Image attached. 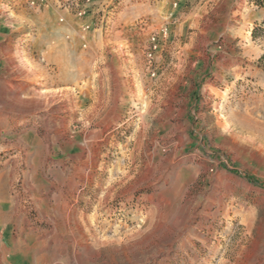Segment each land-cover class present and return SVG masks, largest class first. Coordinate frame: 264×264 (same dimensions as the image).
<instances>
[{"label": "rangeland", "instance_id": "1", "mask_svg": "<svg viewBox=\"0 0 264 264\" xmlns=\"http://www.w3.org/2000/svg\"><path fill=\"white\" fill-rule=\"evenodd\" d=\"M145 1L0 15V264H264V0Z\"/></svg>", "mask_w": 264, "mask_h": 264}, {"label": "crops", "instance_id": "2", "mask_svg": "<svg viewBox=\"0 0 264 264\" xmlns=\"http://www.w3.org/2000/svg\"><path fill=\"white\" fill-rule=\"evenodd\" d=\"M27 1L28 0H0V15L12 16L13 19L11 21H13V24L11 25L21 26L23 23L28 25L33 24L37 27V34L38 32L45 33L51 41H54L52 40L53 36L65 33L69 29L75 34L74 28L79 21L74 16L60 10L57 7V0H44L47 5L37 9L29 7ZM262 1L263 0H260V2ZM112 2L113 0H91V13L84 18V22L93 24L94 27H97L99 19H102L100 18V14L103 17L106 14V8H108ZM138 5L142 6V9L148 8V3L145 0H141L140 3L131 0H120L119 7L112 13H109V15L114 17H110V20H113V24H110L108 28L113 32H118L117 27H121L119 24H124L126 21L133 18V15L137 14ZM61 17L64 19V23L62 24L57 21V19ZM109 22L110 21H108V23ZM95 31L97 30L95 29ZM15 46L19 47L18 43H15Z\"/></svg>", "mask_w": 264, "mask_h": 264}, {"label": "built area", "instance_id": "3", "mask_svg": "<svg viewBox=\"0 0 264 264\" xmlns=\"http://www.w3.org/2000/svg\"><path fill=\"white\" fill-rule=\"evenodd\" d=\"M27 5L37 9L45 7L47 3L44 0H28ZM57 7L74 16L79 21L80 38L84 41L86 32L95 28L93 24L84 22V18L91 13V0H57ZM58 21L63 23V17L59 18ZM82 46L85 47V43H83ZM153 48H155V46H153Z\"/></svg>", "mask_w": 264, "mask_h": 264}, {"label": "trees", "instance_id": "4", "mask_svg": "<svg viewBox=\"0 0 264 264\" xmlns=\"http://www.w3.org/2000/svg\"><path fill=\"white\" fill-rule=\"evenodd\" d=\"M248 180H250V182L256 183L255 179L251 178V177H247Z\"/></svg>", "mask_w": 264, "mask_h": 264}]
</instances>
